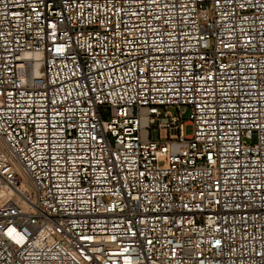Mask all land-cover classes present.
I'll return each mask as SVG.
<instances>
[{
	"label": "built area",
	"instance_id": "2783aa9c",
	"mask_svg": "<svg viewBox=\"0 0 264 264\" xmlns=\"http://www.w3.org/2000/svg\"><path fill=\"white\" fill-rule=\"evenodd\" d=\"M0 264H264V0H0Z\"/></svg>",
	"mask_w": 264,
	"mask_h": 264
},
{
	"label": "rangeland",
	"instance_id": "374dc122",
	"mask_svg": "<svg viewBox=\"0 0 264 264\" xmlns=\"http://www.w3.org/2000/svg\"><path fill=\"white\" fill-rule=\"evenodd\" d=\"M186 133H187V135H190L192 133V126L186 127Z\"/></svg>",
	"mask_w": 264,
	"mask_h": 264
}]
</instances>
